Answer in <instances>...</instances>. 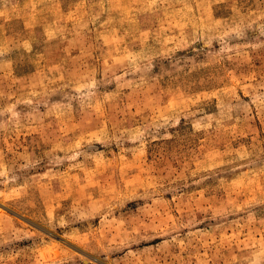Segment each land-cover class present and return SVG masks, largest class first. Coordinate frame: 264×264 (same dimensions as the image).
Listing matches in <instances>:
<instances>
[{"label":"rangeland","instance_id":"obj_1","mask_svg":"<svg viewBox=\"0 0 264 264\" xmlns=\"http://www.w3.org/2000/svg\"><path fill=\"white\" fill-rule=\"evenodd\" d=\"M0 264H264V0H0Z\"/></svg>","mask_w":264,"mask_h":264}]
</instances>
